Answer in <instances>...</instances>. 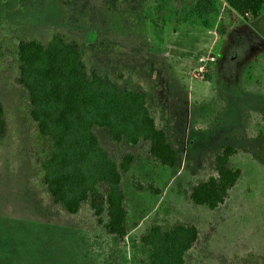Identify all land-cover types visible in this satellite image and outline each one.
<instances>
[{
    "label": "rangeland",
    "instance_id": "rangeland-1",
    "mask_svg": "<svg viewBox=\"0 0 264 264\" xmlns=\"http://www.w3.org/2000/svg\"><path fill=\"white\" fill-rule=\"evenodd\" d=\"M195 1L119 0L112 11L103 0H0V264H141L149 250L139 236L152 222L197 228L185 264H264V14L232 20L221 0L209 13ZM54 33L83 45L87 67L130 70L164 107L174 167L155 161L146 142H115L93 127L113 158L133 156L121 177L122 236L97 225L87 203L64 210L42 182L50 144L15 81L17 43ZM227 146L236 183L214 209L193 203L192 185L215 174L213 157Z\"/></svg>",
    "mask_w": 264,
    "mask_h": 264
},
{
    "label": "trees",
    "instance_id": "trees-1",
    "mask_svg": "<svg viewBox=\"0 0 264 264\" xmlns=\"http://www.w3.org/2000/svg\"><path fill=\"white\" fill-rule=\"evenodd\" d=\"M223 1L232 20H255L264 5V0ZM103 3L114 11L119 0ZM213 8L214 0L194 3L197 13H209ZM17 59L15 81L28 93V116L50 144L48 155L40 162L46 191L69 213H78L87 203L97 225L110 234L124 235L127 208L121 177L130 168L133 156L127 152L121 160L113 158L93 127L106 128L115 142H146L155 161L174 167L178 152L164 107L130 70L111 74L97 65L87 67L83 45L61 33H54L44 42L19 40ZM5 128L0 103V139ZM233 153V148L227 146L214 155L215 174L192 185L189 196L193 203L214 209L224 202L239 177V170L228 164ZM196 240L193 224L176 223L164 228L152 222L139 236L149 250L141 264H185L186 254Z\"/></svg>",
    "mask_w": 264,
    "mask_h": 264
},
{
    "label": "crops",
    "instance_id": "crops-1",
    "mask_svg": "<svg viewBox=\"0 0 264 264\" xmlns=\"http://www.w3.org/2000/svg\"><path fill=\"white\" fill-rule=\"evenodd\" d=\"M221 1L225 4V6H227L226 3H225L223 0H221ZM262 13L264 14V5H263ZM262 13H261V14H262ZM261 14H260V15H261ZM257 19H258V18H257ZM257 19H255V20H257ZM202 30H203V29H202ZM204 36H205V35H204ZM200 58H203V57H200Z\"/></svg>",
    "mask_w": 264,
    "mask_h": 264
},
{
    "label": "built area",
    "instance_id": "built-area-1",
    "mask_svg": "<svg viewBox=\"0 0 264 264\" xmlns=\"http://www.w3.org/2000/svg\"><path fill=\"white\" fill-rule=\"evenodd\" d=\"M200 60H203V58H200Z\"/></svg>",
    "mask_w": 264,
    "mask_h": 264
}]
</instances>
